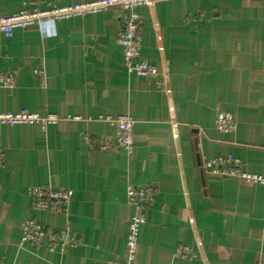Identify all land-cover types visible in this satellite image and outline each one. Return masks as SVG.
I'll list each match as a JSON object with an SVG mask.
<instances>
[{"label":"crops","instance_id":"crops-1","mask_svg":"<svg viewBox=\"0 0 264 264\" xmlns=\"http://www.w3.org/2000/svg\"><path fill=\"white\" fill-rule=\"evenodd\" d=\"M93 0H0V17ZM146 80L124 65L117 8L0 33V113L54 116L55 124H0V264H110L125 256L129 185L156 196L143 212L136 264H264V185L214 175L205 157L237 159L264 179V0H156L141 9ZM234 129L215 130L218 111ZM134 121L133 149L107 118ZM70 191L65 212L33 210L28 189ZM69 230L63 253L20 245L21 224ZM189 248L191 258L176 251Z\"/></svg>","mask_w":264,"mask_h":264},{"label":"built area","instance_id":"built-area-1","mask_svg":"<svg viewBox=\"0 0 264 264\" xmlns=\"http://www.w3.org/2000/svg\"><path fill=\"white\" fill-rule=\"evenodd\" d=\"M156 0H93L89 2L74 4L71 6L53 7L41 10L38 7L32 11H21L9 16L0 17V33L6 37L12 35L18 28H25L34 24L50 23L55 20L67 19L73 16L93 14L117 8L120 12V28L117 36V44L121 48L124 65L127 71L136 78L146 80L156 74V69L145 58L141 56L142 24L141 9L152 4ZM14 75L12 73H0V84L6 88L14 86ZM54 116L40 117L36 113L20 111L16 113H0V124L18 125L40 123L50 125L56 123ZM107 121L117 126L119 137L115 141L99 138L96 141L86 139V144L91 149L106 151L121 148L127 153L133 149V127L134 121L127 115L116 118H107ZM215 130L221 134H229L234 129V118L227 112L220 110L216 114L214 122ZM3 152L0 150V163ZM203 168L219 176H236L247 181L259 182L264 185V179L245 172L237 159L224 156L205 157ZM31 200V208L37 211L62 213L65 212L71 199L70 191L54 188L52 186H31L28 189ZM156 190L150 185L134 186L126 188V202L134 213L127 222L125 236V256L121 262L110 264H136L135 256L137 250L138 232L146 223L143 214L153 204ZM79 242L77 236L69 230L44 228L35 219H27L21 224L20 245H31L34 249L48 252L63 253L69 248L75 247ZM176 256L191 258L194 256L187 247H181L176 251Z\"/></svg>","mask_w":264,"mask_h":264}]
</instances>
